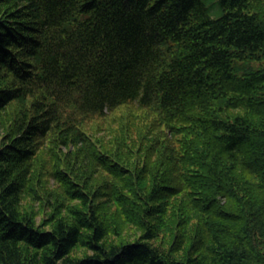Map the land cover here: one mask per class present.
I'll return each mask as SVG.
<instances>
[{
    "label": "trees",
    "instance_id": "16d2710c",
    "mask_svg": "<svg viewBox=\"0 0 264 264\" xmlns=\"http://www.w3.org/2000/svg\"><path fill=\"white\" fill-rule=\"evenodd\" d=\"M210 1L0 0V264H264V0ZM132 105L120 169L86 125ZM40 151L75 204L37 220Z\"/></svg>",
    "mask_w": 264,
    "mask_h": 264
},
{
    "label": "rangeland",
    "instance_id": "374dc122",
    "mask_svg": "<svg viewBox=\"0 0 264 264\" xmlns=\"http://www.w3.org/2000/svg\"><path fill=\"white\" fill-rule=\"evenodd\" d=\"M205 1H206V4H209L211 2L210 0H205ZM263 63H264V60H260V61H251L249 64L253 67H261L263 66ZM122 109L123 110H118L113 115L105 119L90 120L86 125V129L89 132V134L98 142V144H100L98 147L95 146V148L93 146H90V148L93 150V152L97 156H102L103 151L110 153L109 152V149H110L112 151V154H110V161H115L114 159L120 160L121 163L118 165L120 169L128 168V169L133 170L132 168L134 164L133 157L131 156L126 157L125 151L123 152L124 156L120 155V152L118 150H114L112 148V145H115V142H114L115 137L109 135L111 131H107L106 134H104V133H100L101 131L99 130L101 128H104V130L106 128L111 130L112 128H114V126L115 127L118 126L119 124L118 119L122 115L124 116L121 118H124L127 116L141 117V116H145V114H148L149 116H153L155 112L154 110L150 108L149 109H137L135 108L134 105L125 106V107H122ZM12 113H13L12 107H8L7 108L8 116H10ZM96 135H98L99 140H97ZM104 135L107 136V138L103 141L101 136H104ZM55 159L57 161H60V157H58L57 155H55ZM56 160H54L53 156H49L48 153H44L42 151H40L38 156H36V158L34 159V174H35L34 178L37 180H40L39 181L40 184H38L39 187L37 188V192L34 193V198L32 199L30 194L26 195L22 203V206L27 212L29 213L33 212L34 214H36L37 220H39L41 216L43 215L42 209L48 208L49 204L51 205L52 202H56V201L59 202V200H62L64 202L65 208L69 206L70 204L71 205L75 204L73 202H70V200H68V198L62 192L61 188L58 185H56L54 182L55 176L51 172L55 170V167L60 166L62 164V163L59 164ZM105 171L106 170L104 169H100L101 177H107L108 180H110L115 186H118L120 190L122 189V192L124 191L123 192L124 194L126 195L130 194L129 189H131L132 187L131 185H128L125 190L123 188L124 182L119 178L118 175L111 176V175H108ZM97 178H99V176H97ZM124 178H128V177H124ZM39 207H40V210H39ZM179 214H180V209L178 208V206L177 208H172L171 212L168 214L169 217L167 219V224H169L171 227H175L176 222L179 219ZM111 221H112V218H111ZM111 223H112L111 226H113L114 223L113 222ZM138 234L139 232L137 230H135L133 227H129L124 233L121 234V236L114 237L116 236V234L112 232L111 237L115 239L126 240V239H133L135 235H138Z\"/></svg>",
    "mask_w": 264,
    "mask_h": 264
}]
</instances>
